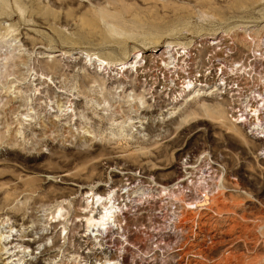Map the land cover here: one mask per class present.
I'll use <instances>...</instances> for the list:
<instances>
[{
    "label": "rangeland",
    "instance_id": "1",
    "mask_svg": "<svg viewBox=\"0 0 264 264\" xmlns=\"http://www.w3.org/2000/svg\"><path fill=\"white\" fill-rule=\"evenodd\" d=\"M262 38L264 0H0V264H264V141L217 86L219 67L246 82L229 68ZM136 53L142 71L120 70ZM90 191H114L121 221L86 254Z\"/></svg>",
    "mask_w": 264,
    "mask_h": 264
},
{
    "label": "bare ground",
    "instance_id": "2",
    "mask_svg": "<svg viewBox=\"0 0 264 264\" xmlns=\"http://www.w3.org/2000/svg\"><path fill=\"white\" fill-rule=\"evenodd\" d=\"M215 43L213 41L210 42V45H214ZM165 48H169V49H166L167 51L166 52V55H164V58H161L159 60H157V62H161V66H162V69L163 71H169L171 69H174L177 70V61H176V58L175 56L178 54V51H176L175 49H173L174 47L170 44H167V45H164ZM163 55V54H162ZM161 55V57H162ZM175 55V56H174ZM140 56V53H136L134 54V61L133 62H124V63H121L119 64L121 67H120V70H123L124 68H127L128 65L133 64V66H129V68H134L135 70V74L138 73V71H142L141 68L137 67L136 64L137 62L139 61L138 60V57ZM143 56H141L140 60L142 59ZM177 57V56H176ZM187 57V56H186ZM94 58V57H93ZM95 60H97L98 62L101 63V65L104 63L99 57H95L94 58ZM109 65V64H108ZM171 65V66H170ZM54 65H52L51 67H48V69L52 70V67ZM55 67V66H54ZM144 69H146L147 67H143ZM54 69V68H53ZM104 69H106L104 67ZM162 69H160V73L163 72ZM218 70L220 72L221 71V67L218 68ZM147 71V70H146ZM147 73V72H146ZM175 73V72H174ZM40 77V76H39ZM173 77L175 79L178 78V75L177 73H175L173 75ZM218 80L220 82V86L221 84H224L222 83L223 79L222 77L220 78V76H218ZM163 78H164V74H163ZM39 79V78H38ZM41 80V78H40ZM43 80V79H42ZM222 80V81H221ZM201 83V82H199ZM207 85H201L199 86L198 89H196L197 91L200 90L201 88H210V87H206ZM194 84H193V80H188L187 82H183V86L181 87V90L180 92L178 93V95H175L173 96L172 100L175 101L174 104H176V100H193V96L190 98V92L191 91H194ZM170 91V90H169ZM217 91V90H216ZM201 92V91H199ZM187 93V94H186ZM189 93V94H188ZM182 97H185V98H182ZM188 97V98H187ZM11 100V99H9ZM171 100V99H170ZM258 111V110H257ZM255 117H252L250 121H254ZM262 148V146H261ZM260 148V149H261ZM263 149V148H262ZM128 182V181H126ZM133 182V181H132ZM136 183V182H135ZM126 184V183H124ZM101 186V185H99ZM126 186V185H125ZM105 187V186H104ZM133 187V186H132ZM142 187V186H141ZM125 188V187H123ZM146 189V188H145ZM98 190V189H97ZM142 191V190H141ZM114 191H108L107 194H100V193H97L95 191H90L88 193L85 194L84 196V200H85V206H84V211H83V214L85 215L84 217H82L79 221L82 222L81 226H82V235H81V238H87V240L89 241V244H90V247L88 248V250L86 251V254L87 253H90V251H93V250H104L102 245L99 244L100 241L102 240L103 238V235H105V233L107 231H111L112 229H117L118 227H120V221L119 220V213H120V210H121V207H116L115 206V198H114V195H113ZM210 201H206L205 198L204 200L200 201L197 203L196 205V208L194 210H197V211H202L203 209H208ZM63 209L62 208H59L58 211H57V218L60 219L62 216H63ZM140 211V210H139ZM123 215V214H122ZM197 215V213H196ZM196 218V217H195ZM194 218V219H195ZM191 220V219H190ZM233 220V219H232ZM181 222V221H180ZM184 221H182V224H183ZM192 223H195L192 221ZM177 224V223H176ZM180 224V223H179ZM185 224V223H184ZM198 224V223H197ZM203 224V223H202ZM213 224V223H212ZM211 224V225H212ZM204 225V224H203ZM202 225V226H203ZM144 226V225H143ZM191 226V225H190ZM185 227V226H184ZM184 227L181 229V232L184 231ZM188 227V226H187ZM197 227V226H196ZM199 227V226H198ZM218 227V226H217ZM191 228V227H190ZM192 229V228H191ZM195 229V228H194ZM220 229V228H219ZM177 230V228H176ZM185 230H188V228ZM65 231V227H63V229H61V233L59 234V236H61L62 233H64ZM180 232V230H178ZM191 231V230H190ZM194 231V230H193ZM200 231V229H199ZM186 232V231H185ZM204 232V231H203ZM194 233V232H193ZM199 233V232H198ZM206 233V232H205ZM219 233V232H218ZM108 234V233H107ZM188 234V232H187ZM186 234V235H187ZM160 235V234H159ZM193 235V234H192ZM109 236V235H108ZM164 236V235H163ZM167 236H170V235H167ZM160 237V236H159ZM185 237L184 235L181 236V242L180 244L178 245L179 247H177L174 251H181L183 250L184 248H186L187 244H188V248H190L191 244L188 242V240L186 239L185 240ZM263 237V236H262ZM170 238V237H169ZM173 238L175 239V236H173ZM190 238V237H189ZM115 239V238H114ZM166 239V238H165ZM163 239H160L159 241V244L160 245H157L156 248L161 250L162 247H161V244H166L165 243V240L162 241ZM168 240V239H167ZM221 240V239H220ZM238 240V239H237ZM171 241V240H170ZM173 241V240H172ZM158 242V241H157ZM162 242V243H161ZM168 242V241H167ZM88 244V245H89ZM157 244V243H156ZM146 248V247H145ZM133 250V249H132ZM153 250V249H152ZM186 250V249H184ZM128 251V250H127ZM192 251V250H191ZM191 251H186L184 253V256H194L193 253H191ZM136 252V251H135ZM141 252V250H140ZM145 253V252H144ZM198 253V252H197ZM231 253V252H230ZM94 254H100V252L98 253H94ZM162 254V253H161ZM199 254V257L201 258V260H205V254L203 252V250H200V253ZM231 255V254H230ZM97 256V255H96ZM113 255H109V257L105 258L104 260L102 261H99L97 262V260L95 261V264H126L125 261H122L121 259L119 258H114L112 257ZM144 256V254H143ZM141 256V257H143ZM146 256V255H145ZM138 257V256H137ZM151 257V256H149ZM229 257V256H228ZM96 258V257H95ZM94 258V259H95ZM146 258V257H145ZM144 258V259H145ZM98 259V258H97ZM176 259V258H175ZM185 259V258H184ZM124 260V259H123ZM188 260V259H186ZM197 260V259H196ZM218 260V259H217ZM230 260V259H229ZM151 261V260H150ZM193 261V260H192ZM224 261V260H223ZM130 262V261H129ZM147 262V261H146ZM178 262V261H177ZM184 262V264L187 262V261H182ZM190 262V261H189ZM188 262V263H189ZM226 262V261H225ZM230 262V261H229ZM83 263V262H82ZM145 263V262H144ZM179 263V262H178ZM196 262L194 261V264ZM198 263V262H197ZM228 263V262H227ZM237 263V262H236ZM77 264V263H76ZM80 264V263H79ZM83 264H90L88 262L86 263H83ZM129 264V263H128ZM160 264V263H159ZM226 264V263H225ZM232 264V263H231ZM234 264V263H233Z\"/></svg>",
    "mask_w": 264,
    "mask_h": 264
},
{
    "label": "built area",
    "instance_id": "3",
    "mask_svg": "<svg viewBox=\"0 0 264 264\" xmlns=\"http://www.w3.org/2000/svg\"><path fill=\"white\" fill-rule=\"evenodd\" d=\"M249 47V63L237 64L228 71L231 75L242 74L246 82L234 81V85H227L226 78L222 75L224 70L221 68V74L219 70L217 73L222 75L221 81L224 84L220 86L218 82L217 86L220 94H227V91L230 93L227 109L230 121L245 130L249 137L264 141V38L257 44L251 40ZM252 117L257 119L252 122ZM262 148L259 156L264 159V145Z\"/></svg>",
    "mask_w": 264,
    "mask_h": 264
}]
</instances>
